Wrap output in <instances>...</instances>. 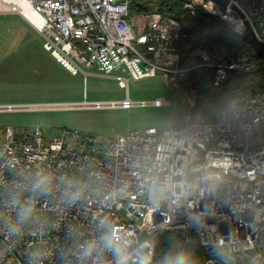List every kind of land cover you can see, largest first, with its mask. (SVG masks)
Wrapping results in <instances>:
<instances>
[{
    "label": "built area",
    "instance_id": "obj_1",
    "mask_svg": "<svg viewBox=\"0 0 264 264\" xmlns=\"http://www.w3.org/2000/svg\"><path fill=\"white\" fill-rule=\"evenodd\" d=\"M130 2L0 0V13L20 14L69 72L94 68L127 91L120 100L0 103V110L129 108L137 103L129 82L158 75L181 88L191 108L197 91L187 71L211 68V84L219 85L264 66V57L230 56L206 40L187 54L179 49L185 22L158 10L132 14ZM183 9L216 14L238 35L249 24L264 42V0H184ZM45 179L50 183L37 188ZM26 208L32 212L22 219ZM160 230L178 233L182 252L196 236L201 254L189 264H264V87H238L214 119L130 129L102 141L78 127L51 134L41 124L3 126L0 264H117L100 243L107 233L121 241L128 264H154ZM88 242L98 246L85 256Z\"/></svg>",
    "mask_w": 264,
    "mask_h": 264
},
{
    "label": "rangeland",
    "instance_id": "obj_2",
    "mask_svg": "<svg viewBox=\"0 0 264 264\" xmlns=\"http://www.w3.org/2000/svg\"><path fill=\"white\" fill-rule=\"evenodd\" d=\"M43 40V36L20 14L0 13V103L80 102L85 98L107 101L120 100L127 95L126 89L118 85L117 78L101 75L94 68L87 70V74L81 71L72 74L43 47ZM192 45L190 37L186 38L184 34L179 49L190 54L194 48ZM201 71H187V78L194 83ZM128 93L137 102L129 108L56 106L0 110V132L7 124L23 131L32 130L37 124L51 132V128L56 127H78L102 141L130 129L162 126L168 122L184 124L216 117L217 111H204V106L191 115L184 91L168 86L160 75L132 79ZM157 97H164L170 103H149ZM140 101L147 103H138ZM197 244L194 235L184 253L199 256L201 252L199 254Z\"/></svg>",
    "mask_w": 264,
    "mask_h": 264
},
{
    "label": "trees",
    "instance_id": "obj_3",
    "mask_svg": "<svg viewBox=\"0 0 264 264\" xmlns=\"http://www.w3.org/2000/svg\"><path fill=\"white\" fill-rule=\"evenodd\" d=\"M183 3L184 0H131L130 13L158 10L163 14H172L185 22L182 36L185 34L186 38L190 37L193 42L192 46L203 44V40H206L209 45H222L230 56L248 53L253 58L258 57L252 46L230 29L218 15L209 12L190 15L183 9ZM213 79L214 71L205 67L193 83L197 91V98L195 105L190 108L191 115L196 114L200 106H204V111L208 109L217 111L228 102L233 92L240 86H249L253 89L264 87V66L253 73L231 74L219 85L211 84ZM60 129L59 127L51 128L53 132L50 129L48 132L57 134ZM178 236L176 232L165 230L155 233L154 264H166L169 257L178 253ZM197 247L200 254L199 244ZM188 257L190 262L195 260L198 255Z\"/></svg>",
    "mask_w": 264,
    "mask_h": 264
},
{
    "label": "clouds",
    "instance_id": "obj_4",
    "mask_svg": "<svg viewBox=\"0 0 264 264\" xmlns=\"http://www.w3.org/2000/svg\"><path fill=\"white\" fill-rule=\"evenodd\" d=\"M50 183L48 180H41L36 187L41 188L42 185H46ZM48 188L42 187V191H47ZM32 212V208H26L24 213L22 214V219H26L27 215ZM16 229H13L15 231ZM100 243L103 247L109 251H112L117 256V264H128V258L123 248L121 247V241H119L112 233L105 234ZM97 242H88L82 248V253L85 256L90 255L96 248ZM166 264H189V257L186 253L180 252L176 255L169 257L166 260Z\"/></svg>",
    "mask_w": 264,
    "mask_h": 264
},
{
    "label": "water",
    "instance_id": "obj_5",
    "mask_svg": "<svg viewBox=\"0 0 264 264\" xmlns=\"http://www.w3.org/2000/svg\"><path fill=\"white\" fill-rule=\"evenodd\" d=\"M224 2H227V0H223ZM200 14H205L206 12L202 9H200ZM241 38L246 41L247 43H249L252 48L254 49L255 53L258 56L264 57V42H262L261 40H259L254 32L252 27L248 24L247 28L245 30V32L243 34L240 35Z\"/></svg>",
    "mask_w": 264,
    "mask_h": 264
},
{
    "label": "crops",
    "instance_id": "obj_6",
    "mask_svg": "<svg viewBox=\"0 0 264 264\" xmlns=\"http://www.w3.org/2000/svg\"><path fill=\"white\" fill-rule=\"evenodd\" d=\"M15 103H27V102H15Z\"/></svg>",
    "mask_w": 264,
    "mask_h": 264
},
{
    "label": "bare ground",
    "instance_id": "obj_7",
    "mask_svg": "<svg viewBox=\"0 0 264 264\" xmlns=\"http://www.w3.org/2000/svg\"><path fill=\"white\" fill-rule=\"evenodd\" d=\"M53 106H56L57 104H52Z\"/></svg>",
    "mask_w": 264,
    "mask_h": 264
}]
</instances>
